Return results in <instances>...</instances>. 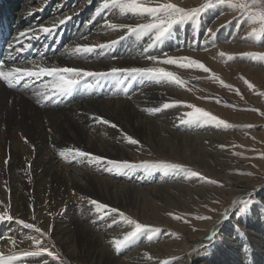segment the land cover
Listing matches in <instances>:
<instances>
[{"label": "bare ground", "instance_id": "1", "mask_svg": "<svg viewBox=\"0 0 264 264\" xmlns=\"http://www.w3.org/2000/svg\"><path fill=\"white\" fill-rule=\"evenodd\" d=\"M181 4L184 7L188 5L185 2ZM100 5L101 0H0V18L8 23L11 31L1 58L5 67H30L29 62L35 61L48 67L110 72L113 68H165L146 57L153 55L164 59V54H184L219 69L215 52L222 48L220 43L227 32L225 27L221 28V33L212 40L207 28L209 24H218L212 13L211 18L200 26L192 23L175 26L168 38L149 48L153 43L151 36H137L129 34L126 29L113 30L105 26L106 20L118 24L147 23V17L125 16L116 12L97 15ZM69 15L72 19L60 26L54 36L45 37L41 33L40 39L30 41L33 53L28 58L26 55L31 48L22 53L13 50L21 46L16 44L20 32L31 33L41 25L49 26ZM113 40L118 43L90 56L69 52L78 44L99 45ZM205 49L210 51L206 53ZM120 79H123V84L118 82ZM46 81L44 78L43 82ZM38 83L29 81L28 88L12 89L0 81V209L10 211L15 218L22 216L23 212L33 215L34 211V223L49 233L55 249L64 258L63 264L71 263L74 258L88 264H152L145 253L159 256L161 246L142 238L137 245L123 247L117 252L113 241L122 238L129 231L128 227L117 213L98 212L90 200L119 210L121 206H142L148 197L188 193L184 185L187 178L183 173L145 172L141 168L119 174L115 169L108 171L111 165L106 163H89L80 158L73 161L71 157H62L60 152L78 148L101 156L105 161H127L139 165L143 162L138 155L141 145L151 152L157 146L169 144L167 135L174 134L181 139L182 145L205 144L207 140L218 138L206 134L207 125L179 123L184 112L180 106L154 114L146 111L171 103L176 97L183 101L190 99L183 88L173 84L139 78L133 81L126 75L88 77L82 80L71 97L59 103L42 104L38 103L34 91L41 89L42 84ZM96 116L117 124L119 130L97 122L93 119ZM123 134L132 136L140 144H128ZM240 183L242 187L238 195L249 194L243 193L246 183ZM73 191L78 195L70 200L67 195ZM256 192L264 204V190ZM237 201L234 199V203ZM232 205L225 206L222 214L228 213ZM114 219L116 223H113ZM229 219L222 217L210 225L206 234L190 238L188 244L191 246L181 254L189 257L196 246L214 243L207 239L213 232L217 234L229 228L230 234L223 237L220 245L214 243L211 264H264V225L260 227L261 231L253 232L254 237L239 240L230 229ZM13 223H0V229L6 226L11 231L15 230L13 233L18 244L13 251L34 250L31 241L23 239L26 229ZM252 228L258 230L257 225ZM7 247L2 251L5 254L9 253L11 245ZM28 260L31 264H45V261L56 264L46 256ZM188 260V264H202L196 259Z\"/></svg>", "mask_w": 264, "mask_h": 264}, {"label": "rangeland", "instance_id": "2", "mask_svg": "<svg viewBox=\"0 0 264 264\" xmlns=\"http://www.w3.org/2000/svg\"><path fill=\"white\" fill-rule=\"evenodd\" d=\"M153 2H174L181 7H184L181 3L185 2L188 5L184 8L191 9L200 7L208 0H153ZM212 2L215 3V0ZM210 13L218 23L209 24L208 28L213 29L214 32L212 40L218 37L223 27L226 28L227 33L224 35L223 42L220 43L222 50L215 52L217 55L215 61L219 69L214 66L212 68L204 60L201 62L208 68L210 67L220 80H223L225 84H231L233 88L222 86L219 80L213 79L209 73H204L196 68L182 69L175 65L164 66L166 70L175 72L185 81L184 87L181 88L190 97L187 101L178 97L173 99V102H182L179 106L184 112L179 123L181 119H186L184 114L192 110L183 105L194 104L225 120L233 127L225 130L208 126L206 134H209V137L216 136L218 139L207 140L205 144L182 145L181 139L170 134L166 136L169 144H164V147L158 148L157 146L151 152L146 151L143 145L139 148L138 155L143 162L159 161L178 164L188 169L189 172H197L200 176L205 177V179L186 177L183 173L187 178L184 185L188 189V193L181 192L161 198L148 197L142 206L133 204L121 206L119 209L126 216L141 224L162 230L158 234H154L151 240L161 246L160 255L152 256L153 259L150 260L152 264H188V259L194 261L196 259L202 264H211L210 256L215 244H219L228 234L229 228L215 235L212 240L215 244L211 242L210 245L196 246L189 257L181 253L191 246V243L188 244L190 238L206 234L212 223L224 217L222 210L230 203L233 205L227 214L230 217V229L237 239L244 240L254 237L253 232L261 231L260 227L263 228L264 225V204L256 192L264 190V115L261 114L264 113V62L255 61L243 55L244 53H264V45L256 42L255 39H250L252 28L247 22L238 23L239 13L224 6H216L207 10L202 14L198 26L206 22L207 18H211ZM217 47L220 48L219 45ZM205 50L206 53L210 51L209 49ZM212 51L214 50L212 49ZM220 52L232 55L235 59L229 61L226 56L220 57L218 55ZM48 55H50L49 51ZM182 56L187 55L183 54ZM245 80L252 83L255 86L254 89H249ZM42 83L43 81H39L38 85ZM234 89H239L240 95H237ZM91 92L95 93V90H91ZM217 100L220 103H217ZM251 109H259V111ZM247 125L253 127L248 128ZM240 181L246 183L243 187V190L246 191L243 193L249 194L238 195V191L242 187ZM77 195L78 193L73 191L67 196L72 200ZM234 199L238 201L234 203ZM245 201L247 204L243 203ZM42 210H40L41 214ZM0 212H5V210L1 208ZM18 216L19 218H16H23L25 222L34 223L32 214L23 212L22 216ZM174 217H181V219ZM201 217H211V219H201ZM254 224L257 225L258 230L252 228L255 227ZM124 225L128 227L129 231L132 230L130 225L125 222ZM8 230L10 228L2 227L0 235L13 234L12 236L17 238L13 233L15 230H10V233ZM28 231L26 230V232ZM32 234L39 236L36 233ZM8 244H10L9 240H0V252L8 248ZM42 247H48L57 252L50 236L43 238ZM58 253L63 260L61 253ZM70 262L68 264H88L78 258L71 259Z\"/></svg>", "mask_w": 264, "mask_h": 264}, {"label": "snow or ice", "instance_id": "3", "mask_svg": "<svg viewBox=\"0 0 264 264\" xmlns=\"http://www.w3.org/2000/svg\"><path fill=\"white\" fill-rule=\"evenodd\" d=\"M224 6L227 9L238 12L237 17L238 23L247 22L252 28L249 38L255 39L256 42L264 45V0H208L207 3L196 8H184L179 6L178 3L174 2H153V0H101V5L97 11V15H108L110 13L116 12L119 15L133 16V17H147V23L132 24H118L110 21H105V26L113 30H127L129 34H136L137 36L149 35L153 38V43L149 45V48L153 47L156 43L168 38L171 35L172 29L176 25H182L185 23H192L194 25H199L202 14L207 10L216 7ZM72 17L65 16L59 19L57 22L49 26L41 25L36 30L31 33L20 32L16 38V44L21 45L19 47H14V51L17 53H22L26 49H30L32 44L30 41L40 39V34L47 36H54L57 33V29L60 26L65 25ZM207 32L210 35H214L213 29L208 28ZM124 37L122 36L121 39ZM118 43V41L113 40L110 43H101L99 45H76L69 49L72 55H82L90 56L93 53H98V50L110 49L113 45ZM147 52L148 49H145ZM166 58L160 59L157 56L149 55L146 58L157 64L163 65H175L182 69L196 68L204 73H209L213 79L219 80V83L229 89H232L231 84H225L223 80H220L215 73L211 71L204 63L201 61L191 58L189 56H168L164 54ZM220 57H227L229 61L234 60L235 57L228 55L224 52L218 54ZM244 56L249 57L252 60L264 62V53H244ZM30 67H17L9 66L5 67V61L0 60V81L8 88H28L30 86L29 81H43L47 78L46 82L42 83L40 90H35V95L37 97L38 103H59L64 99H67L76 92L81 86L82 80L88 77L92 78H106L108 76L113 77H123L126 75L130 80H135L139 78L141 80H147L155 83H167L173 84L177 87H184L185 81L178 76L173 71H168L163 67H142V68H113L110 72H99V71H88L81 68L75 67H48L43 64H37L35 61H30ZM123 84V79L118 81ZM249 89H254V85L247 80H245ZM90 87V85H88ZM237 95H240L239 89H234ZM243 98V97H241ZM220 103L219 100L216 101ZM182 102L175 101L171 103H164L162 107H154L146 109L149 113H159L163 110L179 106ZM184 107L192 109L186 112L184 115L186 119H181V124H195L196 126H213L217 129H229L233 125L227 123L225 120L213 115L212 113L206 111L203 108L197 107L194 104H184ZM252 111H259V109H251ZM264 115V113H261ZM99 123L109 125L113 129H118V125L103 119L102 117H93ZM246 127L251 128L252 125H247ZM119 130V129H118ZM123 139L131 145H139L140 141L134 139L132 136L123 134ZM28 141L25 140V143ZM60 155L65 159L71 157L73 161L78 158L87 160L89 163H106L111 165L108 171L115 169L119 174H127V172L143 169L145 172L151 171H162L165 174L168 173H184L186 177H198L199 179H205V177L200 176L197 172H189L188 169L184 168L182 165L172 164L168 162H142L141 164H132L127 161H115L107 160L101 156L94 155L92 153L82 151L78 148H67L60 152ZM7 164V161H5ZM84 199V197H81ZM247 204V202H243ZM90 204L95 206V209L99 212L103 210L105 214L107 212L117 213L120 218L127 224L130 225L132 230L127 231L122 238L115 239L113 244L116 251L119 252L123 247H133L142 239L146 238L149 241L153 239L154 234H158L160 229H156L150 225L141 224L130 217L126 216L122 211L116 208H109L108 205L100 203L97 200H90ZM103 219V217H101ZM175 219H181V217H174ZM32 219L35 220V214L33 211ZM201 219H211V217H201ZM229 219L227 213L224 215V220ZM14 222L16 225L20 226L22 229L29 230L25 233L23 239L31 241V245L34 250H19L13 251L17 248L18 240L12 235H0V240L7 239L10 242L11 248L8 254L0 252V264H31L28 258L46 256L50 257L52 261H56L57 264H63V260L58 252L51 250L48 247H42L43 238L49 237V233L44 231L35 223L25 222L23 219L15 218L10 214V211L0 212V223ZM187 222V221H185ZM113 223H116L115 219ZM111 227V225H109ZM32 233L39 234L33 235ZM216 233L213 232L212 235L208 236V240L211 241L215 238ZM23 239L20 242H23ZM54 247V245H53ZM147 259L152 260L153 257L145 253ZM47 264V261H45Z\"/></svg>", "mask_w": 264, "mask_h": 264}]
</instances>
